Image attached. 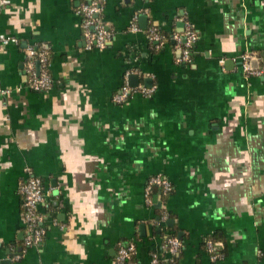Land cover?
<instances>
[{
	"label": "crops",
	"instance_id": "1",
	"mask_svg": "<svg viewBox=\"0 0 264 264\" xmlns=\"http://www.w3.org/2000/svg\"><path fill=\"white\" fill-rule=\"evenodd\" d=\"M86 1L10 0L0 12V34L17 39L0 42V264H119L128 243L151 264L172 256L169 237L178 264H264V76L242 62L264 61V0H105L112 38L93 50ZM188 24L197 38L180 62ZM151 25L167 36L155 48ZM31 46L49 51V90L28 87ZM134 73L153 95L115 102ZM29 174L47 192L38 246L25 243ZM156 174L173 189L148 202Z\"/></svg>",
	"mask_w": 264,
	"mask_h": 264
},
{
	"label": "built area",
	"instance_id": "2",
	"mask_svg": "<svg viewBox=\"0 0 264 264\" xmlns=\"http://www.w3.org/2000/svg\"><path fill=\"white\" fill-rule=\"evenodd\" d=\"M105 0H88L83 2L79 7V14L82 17L83 35L86 41V48L89 50L105 48L112 38L111 31L107 28L102 18L103 5ZM10 4V0H0V12ZM138 29L137 25L133 26ZM149 38L152 41L162 43V35L155 25H151L148 29ZM197 38L196 32L191 24L183 35H176L175 40L181 51L180 62H187L191 59V47ZM15 37H9L0 34V42L10 44L15 42ZM28 87L34 91H46L52 86L53 80L50 73L49 51L38 46H31L28 49ZM258 57L255 53L247 52L242 55L244 70L250 75L264 76V61L256 62ZM260 60V59H259ZM38 62L41 66L40 72L35 70L34 64ZM259 63V64H258ZM156 87L137 86L131 87L126 82L113 99L117 103H126L134 93L140 92L145 96H152ZM9 90H2L7 93ZM160 188L165 195L169 194L173 186L168 178L161 174L153 175L149 178L145 188L147 201L151 202V192L154 188ZM19 192L23 204V218L26 224L25 243L27 246L41 245L45 239L47 229L44 225V215L39 211V206L46 199V189L41 177L29 174V176L21 183ZM168 251L171 255L176 254L181 247V241L176 237H169L167 240ZM207 250L211 253L214 260L221 258L223 255L217 253L216 244L212 241L207 242ZM136 247L134 243L120 245L118 248L117 262L119 264H138L133 260ZM164 256L159 253L152 255L151 264H162Z\"/></svg>",
	"mask_w": 264,
	"mask_h": 264
},
{
	"label": "trees",
	"instance_id": "3",
	"mask_svg": "<svg viewBox=\"0 0 264 264\" xmlns=\"http://www.w3.org/2000/svg\"><path fill=\"white\" fill-rule=\"evenodd\" d=\"M161 33V35H162V40H164V39H167L166 37V34H164V33H162V32H160ZM154 44V48L158 45L156 42H154L153 43ZM212 242H214V240L212 241ZM215 243V242H214ZM167 246H168V244H167ZM217 253H223L222 252V250H218V249H216L215 250ZM178 253V252H177ZM177 253L176 254H174V255H172L171 257H165L164 256V259L165 260H163V262H162V264H178L177 262H178V255H179V253H178V255H177ZM133 260H134V256H133ZM135 261V260H134Z\"/></svg>",
	"mask_w": 264,
	"mask_h": 264
},
{
	"label": "water",
	"instance_id": "4",
	"mask_svg": "<svg viewBox=\"0 0 264 264\" xmlns=\"http://www.w3.org/2000/svg\"><path fill=\"white\" fill-rule=\"evenodd\" d=\"M128 81L131 87H137L139 85L140 79L139 76L134 73L129 75Z\"/></svg>",
	"mask_w": 264,
	"mask_h": 264
}]
</instances>
